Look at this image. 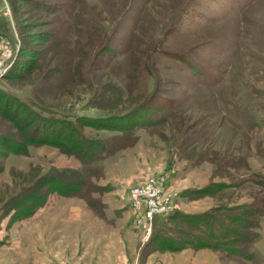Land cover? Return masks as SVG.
Masks as SVG:
<instances>
[{
    "label": "rangeland",
    "instance_id": "rangeland-1",
    "mask_svg": "<svg viewBox=\"0 0 264 264\" xmlns=\"http://www.w3.org/2000/svg\"><path fill=\"white\" fill-rule=\"evenodd\" d=\"M0 63V87L49 112L145 107L146 120L84 130L108 150L77 193L41 186L52 168L81 169L59 148L3 158L0 146V239L20 244L0 252V264H264V0H0ZM17 122L0 114V144L32 129ZM151 178L171 208L157 225L186 230L187 220L168 219L174 211L253 208L259 237L247 249L231 241L240 256L154 250L126 201ZM45 195L24 218L39 222L11 229V199L24 215Z\"/></svg>",
    "mask_w": 264,
    "mask_h": 264
},
{
    "label": "trees",
    "instance_id": "trees-1",
    "mask_svg": "<svg viewBox=\"0 0 264 264\" xmlns=\"http://www.w3.org/2000/svg\"><path fill=\"white\" fill-rule=\"evenodd\" d=\"M12 75H14L13 71H10L8 78H11ZM95 101L105 102L106 100L95 99ZM35 103L22 100L10 93L9 90L0 87V114L12 121L18 120L17 124L14 125L18 130H25L32 126L29 133L23 134L21 142L4 138L0 146L2 147L3 158L10 154H26L29 146L38 144L55 146L75 158L81 169L72 171V169L52 168L47 175L43 176L41 186H48V194H71L81 191L84 184L79 178L83 179V172L92 170V166L97 164L102 159L103 154L107 152V141L88 138L84 133L86 128L95 131L115 130L116 132H124L145 125L146 122L144 116L139 114V111L145 110V107H141L139 111L135 112L122 109L117 115H114L115 110L103 109L104 111H101L95 105L98 110H94L100 112L101 116H90L85 115L81 110L72 112L51 110L49 112ZM1 172L2 167L0 166ZM52 174L56 175V179H52ZM34 197H30L31 200ZM16 200L11 199L10 202L16 205L11 204V207H8L6 211L7 216L12 214V218H10L12 223L24 219L28 214L32 215L36 209L43 207L46 204L47 196H40L38 199L35 197L32 206L30 208L25 207L26 210L32 212L24 215L22 214L25 211H20L23 204L17 203ZM232 210H226L225 213H222L221 210H213L211 213L199 215H182L174 211V214L168 219L176 222L187 220L189 227L186 230L172 229L163 226L161 223L157 225L156 219L152 236L147 244L151 245L154 250L161 251L209 248L213 250L224 249L231 254L240 256L242 249L235 248L232 242L235 241L234 244L236 242L241 243L244 245L243 249H247L259 237L258 219L260 218V211L251 208L246 215L244 208H240L234 213ZM29 215L28 217H30ZM247 216H249V220ZM245 257L246 260L252 259V255H245Z\"/></svg>",
    "mask_w": 264,
    "mask_h": 264
},
{
    "label": "built area",
    "instance_id": "built-area-1",
    "mask_svg": "<svg viewBox=\"0 0 264 264\" xmlns=\"http://www.w3.org/2000/svg\"><path fill=\"white\" fill-rule=\"evenodd\" d=\"M163 192L162 186L155 178H151L142 186L132 187L127 192L129 209L140 213V218L136 220L146 230V242L152 235L156 217L171 210L164 203Z\"/></svg>",
    "mask_w": 264,
    "mask_h": 264
},
{
    "label": "crops",
    "instance_id": "crops-1",
    "mask_svg": "<svg viewBox=\"0 0 264 264\" xmlns=\"http://www.w3.org/2000/svg\"><path fill=\"white\" fill-rule=\"evenodd\" d=\"M126 201L128 203L127 199H126ZM39 220L40 219H38V218H28V219H24L21 221H16L13 224V226L11 227V229H19L21 227L35 225L36 223L39 222ZM17 246H20L19 241L13 240L12 236H10V239H8V240H3V239L1 240L0 239V252H5V251L13 249Z\"/></svg>",
    "mask_w": 264,
    "mask_h": 264
}]
</instances>
